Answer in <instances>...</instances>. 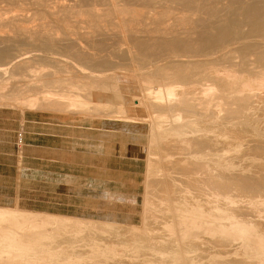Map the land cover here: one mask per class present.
<instances>
[{
    "label": "bare ground",
    "instance_id": "6f19581e",
    "mask_svg": "<svg viewBox=\"0 0 264 264\" xmlns=\"http://www.w3.org/2000/svg\"><path fill=\"white\" fill-rule=\"evenodd\" d=\"M4 107L126 128L144 193L0 206V264H264V0H0Z\"/></svg>",
    "mask_w": 264,
    "mask_h": 264
},
{
    "label": "rangeland",
    "instance_id": "374dc122",
    "mask_svg": "<svg viewBox=\"0 0 264 264\" xmlns=\"http://www.w3.org/2000/svg\"><path fill=\"white\" fill-rule=\"evenodd\" d=\"M122 129L0 108V206L139 224L143 165L134 161L135 136Z\"/></svg>",
    "mask_w": 264,
    "mask_h": 264
}]
</instances>
